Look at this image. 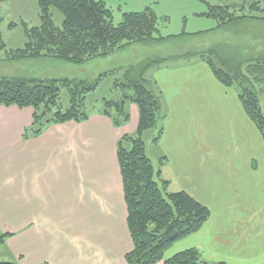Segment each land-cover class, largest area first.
Here are the masks:
<instances>
[{
    "label": "crops",
    "instance_id": "1",
    "mask_svg": "<svg viewBox=\"0 0 264 264\" xmlns=\"http://www.w3.org/2000/svg\"><path fill=\"white\" fill-rule=\"evenodd\" d=\"M149 70L166 111L153 145L159 166L154 171L210 210L202 227L175 242L164 258L195 247L211 262L264 264V140L236 91L201 60ZM98 109L83 121L51 123L24 138L33 108L0 105V233L9 234L1 260L127 264L132 241L117 141L136 132L138 108L129 103V118L119 126ZM204 116L220 123L223 140H201ZM230 118L240 135L227 133Z\"/></svg>",
    "mask_w": 264,
    "mask_h": 264
},
{
    "label": "trees",
    "instance_id": "2",
    "mask_svg": "<svg viewBox=\"0 0 264 264\" xmlns=\"http://www.w3.org/2000/svg\"><path fill=\"white\" fill-rule=\"evenodd\" d=\"M8 0H0L5 2ZM261 0L249 2H223L211 4L202 14L216 20L212 30H220L238 23L254 21L264 24V6ZM40 23L29 25L20 20L24 34L21 47H7L0 31V52L9 60L41 59L52 57L80 64L87 60L105 57L132 43H162L168 39L202 34L162 35L158 16L150 7L122 12L118 23L112 21V11L102 0H36ZM51 7L62 15L60 26L52 20ZM2 20L0 16V21ZM9 22V29L17 26ZM224 41V40H223ZM234 43V42H233ZM229 41L219 45L168 55H148L128 64L123 70L126 83L114 82L113 87L129 88L117 100H104L98 109L119 126L126 122L129 113L126 103H135L138 122L134 134H125L117 141V160L120 168L126 224L132 248L125 254L127 264H227L211 262L202 257L195 247H189L164 258V253L175 242L199 230L210 216L207 206L183 189L168 191V181L159 180L150 158L146 155L141 135L165 119L162 94L146 72L148 69L169 65L170 60H201L211 69L214 77L226 87L235 86L240 104L264 140V52L246 55L231 53ZM227 46V47H226ZM226 47V48H225ZM114 69L99 73L92 81L66 76L19 77L0 74V105L30 106L33 108L31 124L24 129L23 137L37 136L45 126L64 121H83L88 117L87 94L99 84L102 76ZM65 88L69 106L63 109L60 91ZM160 125L152 144L157 145L162 135ZM165 156L160 158V161ZM9 234L0 233V250ZM0 264H18L1 260ZM42 264H48L43 262Z\"/></svg>",
    "mask_w": 264,
    "mask_h": 264
},
{
    "label": "rangeland",
    "instance_id": "3",
    "mask_svg": "<svg viewBox=\"0 0 264 264\" xmlns=\"http://www.w3.org/2000/svg\"><path fill=\"white\" fill-rule=\"evenodd\" d=\"M138 0H121L119 4L115 0H109L108 4L112 11V21L118 23L121 19L122 12L126 9H144L150 7L158 16L159 33L162 35L179 34L184 31L186 33H196L199 31H208L197 35L185 37H177L168 39L162 43H132L131 45L116 51L105 57H97L87 60L83 63L76 64L65 62L52 57L41 59H19L9 60L3 58L0 52V74L15 75L19 77H74L92 81L98 77L99 73L114 69L115 72L102 76L98 86L87 94L86 110L92 112L96 109L103 108L104 100H117L122 97L123 91L130 93V89H122L118 86L113 87L114 82L126 83L123 77L124 68L148 55H168L172 52L187 51L191 49L204 48L213 45L225 44L229 41L231 53L246 55L250 53L264 52V24L254 21L238 23L234 26L222 28L220 30H212L216 26V20L212 17L202 14L207 9V2L211 4L223 2H249L250 0H144L141 5ZM264 6V0H261ZM52 20L54 25L60 26L63 15L55 8L51 7ZM0 31L7 43V47H21L25 38L20 20L26 21L29 25H37L40 23L38 17V7L36 0H8L0 2ZM17 22L18 25L12 29L7 27L9 22ZM224 40V41H223ZM234 42V43H233ZM227 47V46H226ZM225 47V48H226ZM247 50V51H246ZM171 63L181 61V59L170 60ZM150 73L148 69L146 75ZM234 90L235 86L231 87ZM60 103L63 109L69 106V97L67 90L62 88L60 91ZM135 104V103H134ZM128 106L129 103H126ZM208 122L201 124V140L202 141H221L223 133L220 131V123L216 121L214 124L213 117H203ZM158 124L144 131L141 138L144 142L146 155L150 158L152 165L157 169V155L152 144V139L156 135ZM214 125L215 129H211ZM200 124H197V140H200ZM228 134L240 135L233 118H230L228 124ZM232 135V136H233ZM225 143V142H224ZM159 167V166H158ZM167 177V174L165 175ZM170 181V179H168ZM168 191L179 190L175 182L169 184Z\"/></svg>",
    "mask_w": 264,
    "mask_h": 264
}]
</instances>
